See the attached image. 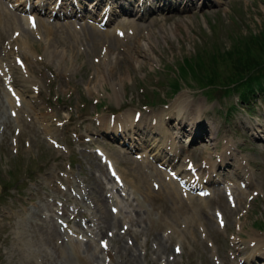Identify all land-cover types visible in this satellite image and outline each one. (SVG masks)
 I'll use <instances>...</instances> for the list:
<instances>
[{"label": "rangeland", "instance_id": "obj_1", "mask_svg": "<svg viewBox=\"0 0 264 264\" xmlns=\"http://www.w3.org/2000/svg\"><path fill=\"white\" fill-rule=\"evenodd\" d=\"M2 1L13 20L0 27V192L7 186L0 194V264L264 263L257 252L246 260L252 249L264 252V95L247 116L237 93L216 95L235 82L223 74L211 86L198 84L209 90L181 84L170 96L182 67L202 76L212 71L205 69L212 53L227 57L217 60L212 74L228 72L234 48L243 49L248 39L264 56V0H179L174 11L166 4L160 12L159 3L147 0L151 5L138 20L114 17L109 38L87 18L100 15L93 7L99 0H77L72 14L80 11L79 18L61 27L39 16L40 29L31 33L19 29L27 25L22 5ZM120 24L133 35L113 38ZM14 30L22 33L23 47L11 46ZM5 47L14 54H3ZM104 47L114 64L101 61ZM260 71L234 89L245 92ZM7 82L19 97L9 95ZM112 84L120 91L116 97ZM176 101L185 107L174 110ZM133 112L139 117L131 123ZM159 113L168 115L151 132ZM160 131L177 142L168 163L196 167L195 177L209 183L202 184L207 198L170 185L152 162L147 150L164 159L161 140L151 146ZM140 152L144 157L136 159ZM244 176L249 186L241 188ZM56 211L73 216L70 236ZM255 239L263 240L260 247H253ZM118 244L132 249L133 263L120 257Z\"/></svg>", "mask_w": 264, "mask_h": 264}, {"label": "trees", "instance_id": "obj_2", "mask_svg": "<svg viewBox=\"0 0 264 264\" xmlns=\"http://www.w3.org/2000/svg\"><path fill=\"white\" fill-rule=\"evenodd\" d=\"M246 42L247 43L244 44L246 48L245 47H243V49L234 48V58L232 59L230 58L228 72H225L223 70L224 72L218 74L217 73L212 74L214 66L217 65V60L224 62L222 59L227 58L225 56H219L218 55L219 53H217L216 55L212 53L209 56L211 58L208 59L209 61L210 60L211 61L209 62V64H205L206 71H209V66L212 67V71L210 73L207 72L205 76H202L200 73H198L197 71L195 72L193 69L192 70L189 69V72L195 75L196 77L200 75L201 77L205 78L208 81L207 83L213 85L215 84V80L219 79L223 74H226L228 77H230V82L235 81L234 83H237L238 81L244 79L250 80V78L254 75V73H256L258 70H262L260 71L261 78L254 79L252 82H255V84L248 85L245 88V92H242L240 95V99L244 103L249 104L251 98L253 96H256L255 94H262L264 92V56L255 53V51H263L260 50L261 48H259V46L257 47V45H254V43L256 42H254L251 39L246 40ZM230 53L231 51H226V55H229ZM205 55L208 56L207 53H205ZM199 59L202 58L200 57ZM186 71L187 70L185 69L182 70L183 76H185ZM227 85L228 84L224 86L229 87L230 85H233V83H231L228 86ZM225 87H223L221 91L218 92V94H222L226 89Z\"/></svg>", "mask_w": 264, "mask_h": 264}, {"label": "bare ground", "instance_id": "obj_3", "mask_svg": "<svg viewBox=\"0 0 264 264\" xmlns=\"http://www.w3.org/2000/svg\"><path fill=\"white\" fill-rule=\"evenodd\" d=\"M37 10H38V8H37ZM6 11V10H5ZM7 12V11H6ZM5 13V12H4ZM12 17V16H11ZM14 18V17H13ZM13 20V19H12ZM12 20H10V21H12ZM0 22H1V20H0ZM11 23V22H10ZM7 24V23H6ZM9 24V23H8ZM13 24H14V22H13ZM7 26V25H6ZM16 29V28H15ZM95 29V28H94ZM3 30V29H2ZM8 30V29H7ZM9 31V30H8ZM118 31H121V30H118ZM132 31V30H131ZM47 32V31H46ZM45 32V33H46ZM9 33V32H8ZM21 33V32H20ZM22 34V33H21ZM8 35V34H7ZM26 35V34H25ZM9 36H10V34H9ZM24 36V35H23ZM8 37V36H7ZM10 38V37H9ZM122 40V39H121ZM148 40H149V36H148ZM152 40V39H151ZM10 41V40H9ZM26 41V40H25ZM119 41V40H118ZM20 46V47H23L24 46V44H25V42L22 40V38L21 37H18L17 39H15V41H13V44L11 43V46H14V45H16V43ZM151 47V46H150ZM149 47V49H151ZM12 48V47H11ZM135 48V47H134ZM4 49H6V47L4 48ZM125 50V49H124ZM127 51L126 52H124L123 54H129L130 52H131V48L129 47V48H127L126 49ZM5 52H7L8 53V56H10V55H12V54H14L13 52H12V50H9V51H3V54H5ZM110 52H111V50L109 51V47H106V49H105V52L103 53V56H102V62L104 63V65H105V63L107 64V65H109L110 63H112V64H114V59H110L109 60V56H110ZM56 53V52H55ZM54 53V54H55ZM7 57V56H6ZM139 63V62H138ZM137 63V64H138ZM113 66V65H112ZM111 66V67H112ZM109 68L110 67H108V66H106L104 69H103V71H106L107 70V72H105V74L107 73H109ZM8 69V68H7ZM10 82V81H9ZM10 84V83H9ZM95 84V83H94ZM10 86H11V84H10ZM112 86H113V95L116 97L117 96V93L118 92H120L119 90H116L115 89V86L112 84ZM10 91H13L12 89L10 90ZM19 97V96H18ZM13 102H14V100H13ZM182 105V106H181ZM177 107H181V108H183V107H185L184 105H183V103H182V101H176L175 103H174V105H173V109L174 110H176V108ZM134 114H135V112H133V113H130V117H132V121H133V118H134ZM168 114H166V113H159V115L157 116V118H158V122H157V127H158V129L160 128V126H161V124L163 123V118L165 117V116H167ZM129 116H128V114L126 115V117L125 118H128ZM128 120H129V118H128ZM132 121H131V123H132ZM169 124V123H168ZM130 126V125H129ZM133 126V125H132ZM165 136V134L164 133H162V137H161V141L159 142V147L157 148V149H161L162 147H164L165 148V151H166V153H167V155H171V156H173L174 154H175V152L177 151V149H178V146L176 145L177 144V142H176V144H175V142L174 141H171V140H163V137ZM156 141H158V140H156ZM167 147H169L168 148V150H167ZM173 152H174V154H173ZM155 154H156V152H155ZM162 157L165 159V155L163 154L162 155ZM217 167V166H216ZM176 169H177V167H176ZM180 170V169H179ZM211 171H214V169L212 168L211 169ZM244 178H245V180L247 181L248 179H247V177L246 176H244ZM250 180V179H249ZM170 185H172L173 186V183L172 182H170L169 183ZM175 188V187H174ZM103 190V189H102ZM168 191V190H167ZM164 192V191H163ZM168 193V192H167ZM166 193V194H167ZM116 194V193H115ZM162 194H164V193H162ZM185 194V193H184ZM239 195V194H238ZM190 203H191V201H194V200H196V199H193V200H191V198H188L187 199ZM102 202V201H101ZM103 202H104V200H103ZM100 203V202H99ZM193 205H194V203H192ZM180 207H182V205L180 206ZM175 210V209H174ZM178 210V209H177ZM181 210V209H180ZM179 211V210H178ZM180 212V211H179ZM186 212V211H185ZM63 218V217H62ZM102 219V218H101ZM99 221V220H98ZM115 220L114 219H112L111 221L109 220H106V218H105V220H104V222L106 223V225H111V222H112V224L113 225H115V222H114ZM101 223L103 224V222H102V220H101ZM104 225V224H103ZM118 227V226H117ZM104 234V233H103ZM51 235V234H50ZM250 241H252V240H250ZM250 241H249V244H250ZM262 242H263V240L262 239H255V243H254V246L253 247H260L261 246V244H262ZM120 244H118L117 245V252L119 253V255H120V257L121 258H123L124 259V261L126 260L127 261V263L129 262V263H133V261L136 259V257L137 256H135L133 253H132V249L129 247V246H127V245H124V246H119ZM159 245L161 246V244L159 243ZM234 245L238 248V247H240L239 246V244H236V243H234ZM167 250V249H166ZM262 250H263V247H261V248H256V249H252V251L248 254V256H247V259H246V257H245V259L248 261L250 258V260L252 261L253 260V258L254 257H257L258 255V253H261V254H263L264 255V252H262ZM160 251V250H159ZM162 252V251H161ZM256 252H257V254H256ZM97 253V252H96ZM97 258H99V259H102V257H99V256H96ZM112 258V257H111ZM112 260H113V258H112ZM125 261V262H126ZM137 262V261H136ZM247 264H252V263H250L249 261H248V263Z\"/></svg>", "mask_w": 264, "mask_h": 264}]
</instances>
